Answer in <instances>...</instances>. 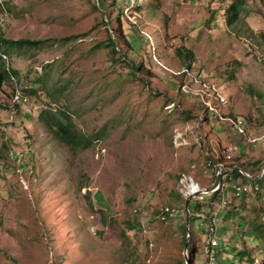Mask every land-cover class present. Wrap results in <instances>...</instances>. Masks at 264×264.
<instances>
[{"label": "rangeland", "instance_id": "rangeland-1", "mask_svg": "<svg viewBox=\"0 0 264 264\" xmlns=\"http://www.w3.org/2000/svg\"><path fill=\"white\" fill-rule=\"evenodd\" d=\"M0 2L2 37L44 40L7 53L16 74L0 90V264H209L214 256V264H264L259 0H248V16L233 26L230 0ZM203 81L227 97L225 112L247 120L254 143L200 119L210 101ZM16 87L26 101L13 102ZM48 107L72 116L85 147L48 131L39 120ZM219 148L232 151L212 155ZM218 162L261 177L260 190L248 182L237 198L228 181L216 197L188 195V222L180 178L210 190ZM223 200L213 255L208 219ZM167 208L174 212L163 218Z\"/></svg>", "mask_w": 264, "mask_h": 264}, {"label": "trees", "instance_id": "trees-1", "mask_svg": "<svg viewBox=\"0 0 264 264\" xmlns=\"http://www.w3.org/2000/svg\"><path fill=\"white\" fill-rule=\"evenodd\" d=\"M153 7L158 8L159 2L162 0H154ZM260 3L263 6L264 9V0H259ZM140 0H136V5L138 8H142L144 4H140ZM5 4L3 2H0V14H2L3 6ZM101 7L106 11L108 6L105 4V2H102ZM227 14V23L230 26H233L234 24L238 22H243L245 20V17L248 16V0H230V5L226 9ZM253 35L257 37L258 40H260L259 44L264 46V30H261V32H258L256 30H253ZM107 45L110 46L111 51L113 50L114 53H117V46L115 40L112 38V35L109 37ZM44 40L41 39H18V40H10L2 37L0 33V90L6 91L7 89H10L9 83L12 82L15 79L16 70H14L11 66V60L10 57L7 55V53L17 47V46H37L40 45ZM264 48V47H263ZM184 48H180V52L183 51ZM3 55L7 56V60L3 57ZM186 58L189 60H193L194 54L192 50L185 51ZM137 62H131V66L135 71H139V67L136 66ZM186 72V71H185ZM184 73V72H183ZM17 89V87H16ZM16 91V90H15ZM14 91V92H15ZM201 120L209 121L213 120L216 123H223L230 129V131L238 136L241 140H244V135L238 134L236 131L231 130L230 126H228L227 123L219 120L218 117L214 116L211 112L208 111V109H204L201 111ZM39 120L40 122L48 129V131L57 139H59L63 144L72 147L74 150L76 148L85 147L87 144L85 142V135H83L82 132H80L74 121L72 116L67 112H58L56 110H51V108H44L39 113ZM247 133V131H246ZM223 150V151H222ZM218 149V151H213V154L217 155L218 157L225 158L226 154L225 152H231L232 149L224 150V149ZM209 153V152H208ZM221 162H218L217 166L215 167L216 175L219 170ZM254 166H250L249 170L251 172H254ZM264 176V173H263ZM262 176V177H263ZM227 181V182H226ZM228 181L232 182V184H247L248 182L252 184H258L260 190V184H262V178L256 177V178H247L244 176L234 165L224 166L221 170V184H226ZM241 182V183H239ZM215 193V192H214ZM212 194L211 197H216L217 194ZM237 198H241V196H236ZM192 199L189 200L188 209L192 211L194 207H192L191 204ZM195 207L200 209L202 207V204H196ZM186 213L185 207L183 208ZM174 212L173 208H167L162 209L160 211V215L163 218L170 217ZM193 216H190V221H193ZM196 218V217H195ZM257 226V224L255 225ZM132 229V228H130ZM262 235L264 237V225H263V232ZM261 236H258L256 238V241L258 240H264V238ZM240 254V253H239ZM250 261H253L251 258H249Z\"/></svg>", "mask_w": 264, "mask_h": 264}, {"label": "built area", "instance_id": "built-area-1", "mask_svg": "<svg viewBox=\"0 0 264 264\" xmlns=\"http://www.w3.org/2000/svg\"><path fill=\"white\" fill-rule=\"evenodd\" d=\"M4 57H6L4 55ZM204 88H208V86L206 84L203 85ZM205 90H196L194 91V93L196 94H200V93H204ZM212 98L214 100H216L218 102V105L214 106L212 104V101L210 100L209 102H206V105L208 106V111L211 112L214 116L218 117L219 120L225 122L228 124V126H230L234 131H236L238 134L240 135H244V139L247 140L250 143H254L256 141V138H252V135H248L246 136V129H245V125H246V120L239 116V115H232L228 112H225L223 109L224 107L227 105V100L226 98L218 91L217 88H212ZM14 102H19L20 101V96L19 95H15ZM24 101H26V99L24 98ZM223 151V150H222ZM227 157V155H226ZM224 166L220 164L219 167V173H221V170ZM180 190L183 194H185L186 196L188 195H197L200 196L202 199L203 195L205 194H211L214 193L215 191H217L218 189H220V187H226V184H221L218 183L217 185H214L210 190H201L198 183H196L194 181L193 178H191L189 175H182V177L180 178ZM253 186V185H252ZM232 187L235 189V196H242L244 194H247L250 192L251 187H248V185L245 184H232ZM253 187H255V191L258 190V186L254 185ZM204 192V193H203ZM193 197V196H192ZM227 205V201L223 200L217 207V210H215L213 212V216L212 218H209V224H210V230L207 234V243H208V248H207V252H209V250L211 249L214 255V250L216 249L217 246V236L215 234V231L213 229V225L216 222V218H217V214L220 211H223L226 208ZM199 218L201 220H203L205 218V215L200 214ZM215 262V256L214 258L212 257L209 261V264H214Z\"/></svg>", "mask_w": 264, "mask_h": 264}, {"label": "bare ground", "instance_id": "bare-ground-1", "mask_svg": "<svg viewBox=\"0 0 264 264\" xmlns=\"http://www.w3.org/2000/svg\"><path fill=\"white\" fill-rule=\"evenodd\" d=\"M184 73H186L185 71H183ZM203 84H208V83H206L205 81H203ZM212 88H214V87H212ZM212 88H207V96H208V98L212 101V103L214 104V106H216V105H218V102L216 101V100H214L212 97ZM187 91V90H186ZM222 95H223V93L220 91V90H218ZM19 95L20 96V101L19 102H23L24 101V98H23V94L20 92V94H19V91H18V89H16V91L14 92V94H13V99H14V96L15 95ZM209 94H210V96H209ZM225 98H226V100H227V97L225 96V95H223ZM26 99V98H25ZM14 102V101H13ZM15 103V102H14ZM205 106H207L206 105V101L205 100H203V107H205ZM206 109H208V106H207V108ZM241 117H243V116H241ZM244 118V117H243ZM245 119V118H244ZM245 129H246V131H247V133H246V136H248V135H252V134H250V133H248V125H246L245 126Z\"/></svg>", "mask_w": 264, "mask_h": 264}, {"label": "water", "instance_id": "water-1", "mask_svg": "<svg viewBox=\"0 0 264 264\" xmlns=\"http://www.w3.org/2000/svg\"><path fill=\"white\" fill-rule=\"evenodd\" d=\"M237 168L239 169V171L244 174L245 176L247 177H251L249 174H247L246 172L242 171L240 167L237 166ZM219 181H220V176H219ZM219 183V182H217ZM216 183V184H217ZM191 199V197L187 198L186 201H185V209H186V213H187V221L189 222L190 221V215H189V209H188V205H189V200ZM188 243H189V240L186 241L185 243V250H187L188 248Z\"/></svg>", "mask_w": 264, "mask_h": 264}, {"label": "clouds", "instance_id": "clouds-1", "mask_svg": "<svg viewBox=\"0 0 264 264\" xmlns=\"http://www.w3.org/2000/svg\"><path fill=\"white\" fill-rule=\"evenodd\" d=\"M4 56V55H3ZM6 56V55H5ZM6 59V58H5ZM229 113V112H228ZM246 120V119H245ZM246 125H248V122H247V120H246ZM245 125V126H246ZM231 128V127H230ZM231 130H233V129H231ZM245 140V139H244ZM224 166V165H223ZM235 166V165H234ZM236 168H237V166H235ZM239 167V166H238ZM238 169V168H237ZM239 170V169H238ZM217 175H218V178H219V176H220V181L218 180V182L220 183L221 182V173H219V170H218V173H217ZM244 175V174H243ZM245 176V175H244ZM251 176V175H250ZM247 177V176H246ZM247 178H252V176L251 177H247ZM218 184V183H217ZM217 184H214V185H217ZM213 185V186H214ZM252 185H255V184H252ZM188 198L189 197H192V196H187Z\"/></svg>", "mask_w": 264, "mask_h": 264}]
</instances>
